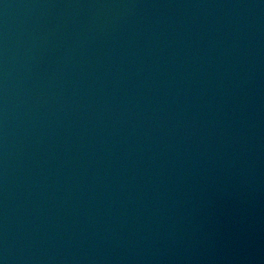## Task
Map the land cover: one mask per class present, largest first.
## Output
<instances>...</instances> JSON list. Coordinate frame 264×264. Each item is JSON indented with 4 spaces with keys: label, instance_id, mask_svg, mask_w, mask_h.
Wrapping results in <instances>:
<instances>
[{
    "label": "water",
    "instance_id": "95a60500",
    "mask_svg": "<svg viewBox=\"0 0 264 264\" xmlns=\"http://www.w3.org/2000/svg\"><path fill=\"white\" fill-rule=\"evenodd\" d=\"M0 264H264V0H0Z\"/></svg>",
    "mask_w": 264,
    "mask_h": 264
}]
</instances>
